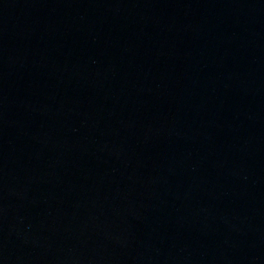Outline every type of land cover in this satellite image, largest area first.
<instances>
[{
  "label": "water",
  "instance_id": "water-1",
  "mask_svg": "<svg viewBox=\"0 0 264 264\" xmlns=\"http://www.w3.org/2000/svg\"><path fill=\"white\" fill-rule=\"evenodd\" d=\"M0 264H264V0H0Z\"/></svg>",
  "mask_w": 264,
  "mask_h": 264
}]
</instances>
